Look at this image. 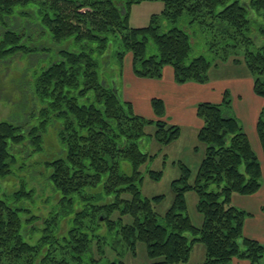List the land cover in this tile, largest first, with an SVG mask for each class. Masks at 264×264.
<instances>
[{
	"label": "trees",
	"instance_id": "16d2710c",
	"mask_svg": "<svg viewBox=\"0 0 264 264\" xmlns=\"http://www.w3.org/2000/svg\"><path fill=\"white\" fill-rule=\"evenodd\" d=\"M145 1H160V14H153L146 26H128L129 7ZM31 5L36 6L38 18L28 21L26 29L31 11L24 10ZM253 10L264 18V0H0V63L21 56L39 58L37 53L47 49L34 42L47 33L53 43L71 39L81 46L76 52L58 51L46 67L33 70L29 92L32 103L41 105L35 110L40 118L36 125L0 121V181L13 175L17 145L28 137V143L39 150L46 127L57 118L62 121L57 133L61 153L47 163L49 181L61 194L60 209L71 206L74 196L88 202L69 218L64 235L52 232L53 226H59L52 216L45 220L46 233L30 244L23 231L29 219L37 218L21 220L19 208L0 198V264H102L107 257V233L114 234L115 242L120 240L131 256L137 243H143L150 264H184L196 242L204 246L199 264L233 260L262 264L264 244L243 236L248 214L231 204L233 195L250 196L259 190L261 168L243 127L231 113L228 93L220 104L196 105L195 114L202 121L197 140L204 145V154L192 183L189 168L177 163L180 176L170 184L173 200L160 216L154 204L162 196L145 197L139 188L141 166L156 157L143 149L141 141L150 135L168 145L178 138L179 128L162 119L164 106L158 98L150 102L154 119L133 115L131 105L121 99V88L102 77L95 57L104 54L111 39L119 38L116 60L122 66L130 54L135 77L160 79L163 69L170 67L176 84H205L216 63L204 56L189 59V35L175 26L161 33L156 25L159 16L170 24L187 16L189 24L212 33L209 48L219 41L220 62L242 48L241 59L231 61L245 63L254 94L264 99V45L252 50L253 41L246 35ZM148 41L155 54L147 55ZM148 125L155 126L152 134L145 131ZM255 131L264 152V110ZM123 161L130 164V173L121 171ZM146 174L159 180L162 172L146 170ZM188 191L197 196L196 210L202 218L198 227L186 215ZM31 192L22 188L12 194L20 199ZM260 210L264 214V206ZM104 264L124 262L116 252Z\"/></svg>",
	"mask_w": 264,
	"mask_h": 264
},
{
	"label": "rangeland",
	"instance_id": "374dc122",
	"mask_svg": "<svg viewBox=\"0 0 264 264\" xmlns=\"http://www.w3.org/2000/svg\"><path fill=\"white\" fill-rule=\"evenodd\" d=\"M27 9L31 13L28 16L26 15L28 17L26 24H24L26 29L29 25L28 21H36L38 18L36 6H27L24 11ZM162 9L163 4L160 1H145L133 4L129 7L127 25L130 27L146 26L149 24L152 15H159ZM156 25L159 26L161 33L175 26L184 30L189 35L191 44L189 59L204 56L211 62L214 61L216 63L217 69H215L216 67L213 64L208 71V83H214L215 80L241 78L245 74L249 75L243 61L239 62L238 65L233 64L231 61L232 57L241 59L242 48L237 49L236 52H230L228 61L220 62V58L223 56V48L219 45V41L216 46L209 48L214 40L212 33L209 31L204 32L203 27L189 24L187 16H183L176 24H170L168 20L159 16L156 18ZM12 28L14 27L12 26ZM246 35L253 41V45H251L252 50L264 45V18L254 10L251 12ZM36 43L47 49L43 54H40L41 52L37 53L39 58L36 57L35 59L33 57L36 55H32L31 57L21 56L20 58H14L11 61H1L0 63V121L7 120L16 124H24L28 127L36 125L40 121V118L38 114H35V110L38 112L41 105L35 104V101L32 103V94L29 92V89L32 87L29 80L33 70L46 67L51 61L56 59V54L60 50L76 52L81 49V46L75 44L71 39L53 43L48 33L36 39L34 44ZM91 46L95 47L96 44ZM146 48L147 55L156 53V48L152 42L148 41ZM216 48L217 51H214ZM119 49V38H114L111 39L109 47L104 54L101 57L97 55L95 57L99 62V70L106 83L109 84L114 81L122 91L127 59L126 63L123 60L122 66L117 62L116 52ZM120 70L121 76L119 75ZM130 108L133 115H137L136 113L140 111V115L146 117L145 119H149L148 114H145L142 109L138 111L136 106H130ZM61 123L62 121L57 120V118L50 122L49 126L46 127L45 133L42 135L41 148L39 150H34L33 145L28 143V137H26L25 143L17 145L18 152L14 155L15 165L13 167V175H10L8 179L0 181V198L4 199L9 206L19 208L18 215L21 220L24 221L31 217L37 218L33 220L29 219L26 222L28 226L23 231L24 240L30 244H35L46 233L45 220L52 216L57 217L59 221L58 229L56 226H53L51 228L52 232L60 236L64 235L67 225H69V218L77 210H80L84 204L88 203L78 198V196H74L71 206H64L60 209L59 198L61 194L53 189L49 181L50 168L47 163L57 158L61 153V145L57 138ZM154 130V125H148L145 128L147 134H152ZM149 137L150 135L146 136L144 144L148 148L149 154H156V157L146 165L141 166L140 170L143 179L139 184V188L141 194L145 197L162 196V199L154 204L155 211L161 216L171 206L173 200L170 184L180 176V169L177 163L181 162L189 168V182L192 183L201 157L204 154V145L195 140V145L199 147L197 146L196 150H191L189 148L191 146L189 144L191 142L189 137L185 140L186 142H171V145H161L152 137ZM120 169L123 173L131 172V166L127 161L120 163ZM146 170L161 171V177L159 180H152L147 176ZM22 188L25 191L32 189L30 196L16 199L12 193ZM210 189H214V186H210ZM184 198L186 215L194 226H200L202 218L196 210V194L193 191H188L185 193ZM115 238L114 234H106L107 257L104 258L102 264L107 260L113 259L116 252L120 254L124 264H150L151 260L147 257L146 247L143 243H137L136 254L135 256H131L126 252L123 243L120 240L115 242ZM203 259L204 246L202 243L196 242L192 246L188 261L184 264H199ZM261 262L264 264V257Z\"/></svg>",
	"mask_w": 264,
	"mask_h": 264
},
{
	"label": "crops",
	"instance_id": "0c3cea01",
	"mask_svg": "<svg viewBox=\"0 0 264 264\" xmlns=\"http://www.w3.org/2000/svg\"><path fill=\"white\" fill-rule=\"evenodd\" d=\"M126 59L127 67L123 75L124 87L121 91V99L132 107L136 106L138 111L142 109L145 114H148L149 119L155 117L151 109V99H160L164 106L162 119L167 124L179 128V136L173 143L186 142L185 140L189 137L191 150H196L198 146L195 145V140L202 127V121L195 114L196 105L203 102L220 104L224 92L228 93L231 113L243 127L261 168L259 190L250 196L233 195L231 204L248 214L243 223V236L264 244V214L260 210L264 206V152L255 131L257 119L264 110V99L254 94L250 75L245 74L236 79L215 80L214 83L176 84L170 67L163 69L160 79L138 78L132 73L131 56L128 54L125 56V63ZM139 112L136 113L138 116L146 118ZM144 141L145 139L141 141V146L149 153ZM231 264H249V262L233 260Z\"/></svg>",
	"mask_w": 264,
	"mask_h": 264
}]
</instances>
